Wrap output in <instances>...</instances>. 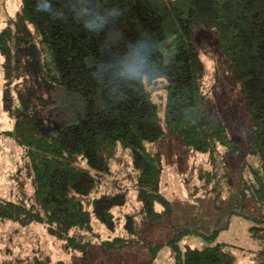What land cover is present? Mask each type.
Instances as JSON below:
<instances>
[{
    "label": "trees",
    "instance_id": "16d2710c",
    "mask_svg": "<svg viewBox=\"0 0 264 264\" xmlns=\"http://www.w3.org/2000/svg\"><path fill=\"white\" fill-rule=\"evenodd\" d=\"M198 26L218 35L234 65L253 123L249 151L261 160L247 186L264 203V0H21L0 30L2 101L15 118L4 132L24 149L31 191L28 202L0 198V224L17 232L43 225L62 251L88 264L98 219L111 233L105 248L126 249L162 220L158 203L171 213L160 182L169 132L197 155L181 174L188 194L218 192L213 144L236 151L239 141L206 108ZM37 81L54 96H36ZM162 93L163 116L154 100ZM70 94L83 106L72 123L51 115ZM251 234L264 236V218ZM174 247L172 264H234L223 243ZM23 251L9 248L0 264H65L46 249Z\"/></svg>",
    "mask_w": 264,
    "mask_h": 264
},
{
    "label": "rangeland",
    "instance_id": "374dc122",
    "mask_svg": "<svg viewBox=\"0 0 264 264\" xmlns=\"http://www.w3.org/2000/svg\"><path fill=\"white\" fill-rule=\"evenodd\" d=\"M20 5L21 0H0V30L6 26L7 20L14 17ZM172 41L171 38L169 43L172 44ZM169 43L163 47L166 60L171 52ZM195 45L205 65L203 88L206 108L226 126L229 138L239 141L236 151L229 144L219 141L213 144L214 167L219 175L220 189L195 196L188 194L181 174L197 155L178 136L169 132L161 146L163 168L160 182L163 195L170 201L171 213H166L164 206L158 203L156 208L163 213L162 220L147 225L139 240L122 251L105 248L104 241L111 237V233L95 219V228L100 231V237L92 248L94 257L88 264H99L107 257L117 259V264H172L174 248L177 250L174 244L184 250L186 247L202 248L217 243L224 244V250L232 257L234 264H264V236L254 237L251 234L255 218H264V203L258 202L247 186L253 177V169H261L259 156L249 151L252 119L245 108L234 65L225 55L218 35L210 28L198 26L195 28ZM29 54L30 65L35 67L36 54L33 50ZM35 83L37 87L32 83V90L36 96L38 93L42 96L52 92L50 89L47 91V85L40 87L42 84L39 81ZM2 86L3 58L0 55V198L28 202L31 185L23 166L27 157L21 145L4 132L13 127L15 118L3 108ZM51 95L54 96L53 92ZM61 98L60 105L65 107V113L56 103L51 115L61 121H77L83 112L80 105L82 100L72 94L68 100ZM154 100L160 104V114L163 116L165 93L155 96ZM44 108L50 109L48 106ZM157 245H160L159 248H156ZM9 248H14L16 252L24 250L25 255L46 249L52 252L54 259L62 260L65 264H84L76 262L74 254L62 251L58 241L43 225H30L17 232L12 224H0V254L6 256Z\"/></svg>",
    "mask_w": 264,
    "mask_h": 264
}]
</instances>
